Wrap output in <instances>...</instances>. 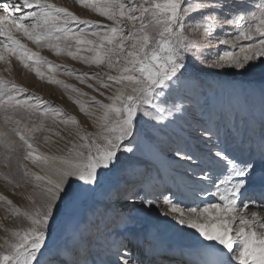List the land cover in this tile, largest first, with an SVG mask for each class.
Returning a JSON list of instances; mask_svg holds the SVG:
<instances>
[{
	"label": "snow or ice",
	"instance_id": "1",
	"mask_svg": "<svg viewBox=\"0 0 264 264\" xmlns=\"http://www.w3.org/2000/svg\"><path fill=\"white\" fill-rule=\"evenodd\" d=\"M76 2L110 23L0 0V179L30 188L26 209L0 194L24 221L0 224V264H264V0ZM13 58L95 130L4 75Z\"/></svg>",
	"mask_w": 264,
	"mask_h": 264
},
{
	"label": "rangeland",
	"instance_id": "2",
	"mask_svg": "<svg viewBox=\"0 0 264 264\" xmlns=\"http://www.w3.org/2000/svg\"><path fill=\"white\" fill-rule=\"evenodd\" d=\"M53 3L58 6H63L69 8V10L73 11L77 15L101 21L102 23H110L106 18L100 17L97 13L91 11L90 9H86L81 7L76 0H52ZM23 39V38H22ZM23 42L28 45L29 48H32L33 51H37L42 56H46L49 60L53 61L56 64L61 65H69L75 69L81 71H102V69L96 68L95 66L89 67L84 65L78 61H73L70 57L67 56H59L57 57L54 53H52L47 48H37L36 45L32 44L30 41L23 39ZM5 65L0 62V71L5 69ZM11 74L8 72H4V75L8 76L9 79H15L18 84H22L24 87L28 88L30 92H34L38 95L43 96L46 99L52 100L54 103L59 104L65 111L75 115L80 121L81 125L86 127L89 131H94L95 129L91 126V122L88 120L86 116L80 113L77 105H75L71 100H69L68 96L64 93L63 89L60 87L49 84L46 81L39 80L34 73L29 72L24 69L22 65L16 61L14 58L12 60L11 66ZM60 79L66 80L68 83L76 85L78 88H81L84 92H87L91 95H96L98 99H104L100 97L96 92L92 89L88 88L86 85L80 84L75 80L74 77H69L63 72L57 73ZM75 95V93H73ZM83 99H88V97H83ZM105 102H107L105 100ZM62 135L66 137L65 140L60 139L59 137L52 136L49 143L47 145L43 142V136L39 137L40 147L49 150L51 152H58L61 149H66L70 147L69 144L66 143V140L73 139V137H69L67 135V131H63ZM2 167V166H0ZM30 191V188H19L16 189V194H13V191L10 189V186H7L3 179H0V194L7 196L9 199L13 201L14 204L18 205L22 209H26L30 206V202L25 198L27 192ZM20 193H24L25 196L20 195ZM252 211H257L258 209H251ZM264 216V212L260 213ZM0 224H2L5 228H15L24 225V221L22 218H16L11 216V214L6 212L4 206H2V202H0ZM8 235L3 228H0V238ZM2 242V240H0Z\"/></svg>",
	"mask_w": 264,
	"mask_h": 264
},
{
	"label": "bare ground",
	"instance_id": "3",
	"mask_svg": "<svg viewBox=\"0 0 264 264\" xmlns=\"http://www.w3.org/2000/svg\"><path fill=\"white\" fill-rule=\"evenodd\" d=\"M39 150L42 151V152H51V151L46 150V149H44V148H42V147H39Z\"/></svg>",
	"mask_w": 264,
	"mask_h": 264
}]
</instances>
